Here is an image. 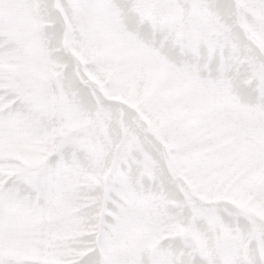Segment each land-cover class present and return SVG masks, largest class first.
Masks as SVG:
<instances>
[{
    "label": "snow or ice",
    "instance_id": "snow-or-ice-1",
    "mask_svg": "<svg viewBox=\"0 0 264 264\" xmlns=\"http://www.w3.org/2000/svg\"><path fill=\"white\" fill-rule=\"evenodd\" d=\"M0 264H264V0H0Z\"/></svg>",
    "mask_w": 264,
    "mask_h": 264
}]
</instances>
